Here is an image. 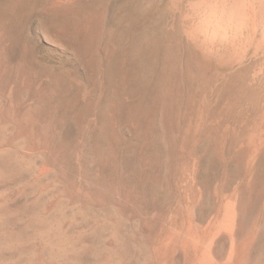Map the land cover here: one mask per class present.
Masks as SVG:
<instances>
[{
    "label": "rangeland",
    "instance_id": "rangeland-1",
    "mask_svg": "<svg viewBox=\"0 0 264 264\" xmlns=\"http://www.w3.org/2000/svg\"><path fill=\"white\" fill-rule=\"evenodd\" d=\"M254 1L0 0V264H264Z\"/></svg>",
    "mask_w": 264,
    "mask_h": 264
},
{
    "label": "bare ground",
    "instance_id": "bare-ground-1",
    "mask_svg": "<svg viewBox=\"0 0 264 264\" xmlns=\"http://www.w3.org/2000/svg\"><path fill=\"white\" fill-rule=\"evenodd\" d=\"M256 1V3H257V5H258V11H259V13H260V11H261V8H263V11H264V0H255ZM254 1V2H255ZM238 2V1H237ZM240 2V1H239ZM243 2V1H242ZM255 3V4H256ZM241 6V5H240ZM217 7V6H216ZM242 7V6H241ZM214 8H215V6H214ZM238 9V8H237ZM262 11V12H263ZM246 13V12H245ZM233 14V13H232ZM264 14V13H263ZM260 15V14H259ZM262 15V14H261ZM236 17V16H235ZM58 180V179H57ZM56 182V181H55ZM113 225V224H112ZM238 226V225H237ZM62 225H61V222L59 221V220H55V221H50V222H45V224H43V226L41 227V229H39V231H38V237H39V239H41V241L40 242H42V243H40V249H39V251H38V253H37V255L38 256H40L41 254H43V253H45L46 252V250H48V252H47V254L50 252L51 253V257L48 259L50 262H54V259H55V257H56V255H68L71 251H73V250H71V248H72V246H70L69 248H68V245H67V243L69 242V240H68V242H66L67 241V239H65V243H64V240H63V237H62V234H64V232L62 233ZM187 234L185 235V241H183V244L184 245H187V244H190L191 245V243H193L194 245H195V239L191 236V234H189L188 232H186ZM117 235V234H116ZM64 236V235H63ZM231 236V235H230ZM52 237L53 238H55V237H57V238H59V239H61L62 238V241H60V240H58L57 238H55V239H53V240H55L56 241V244H50V242H51V239H52ZM65 237V236H64ZM66 238V237H65ZM59 241H57V240ZM251 239H252V237H251ZM255 239V238H254ZM52 240V241H53ZM11 241V240H10ZM13 241V240H12ZM74 241V240H73ZM54 242V241H53ZM58 242V243H57ZM199 242V241H198ZM197 242V243H198ZM248 240H246V241H243L241 244H240V246L236 249V252H235V257H234V259L232 260V263L231 264H245L246 263V261H248L247 260V258H249L250 259V257L251 256H248V254H247V248H248ZM200 243V242H199ZM198 243V244H199ZM254 243V242H253ZM13 244V242L10 244V245H12ZM192 244V245H193ZM197 244V245H198ZM202 244V243H201ZM201 244H200V246H201ZM256 244V243H255ZM174 245V244H173ZM189 245V246H190ZM191 245V246H192ZM251 245V244H250ZM199 246V245H198ZM199 246V247H200ZM256 246V245H255ZM251 247V246H250ZM156 248V247H155ZM73 249V248H72ZM202 249V248H201ZM207 249V248H206ZM157 253H156V255L158 254V257H159V253L161 252V248H159V247H157ZM256 252H258V251H256ZM46 254V253H45ZM194 254V253H193ZM200 254V253H199ZM205 254V253H204ZM44 255V254H43ZM54 255V256H53ZM256 255V254H255ZM196 256V255H195ZM257 256V255H256ZM41 257V256H40ZM59 257V256H58ZM207 257V256H206ZM57 258V257H56ZM212 258V257H211ZM163 259V258H162ZM200 259H202V258H200ZM252 259V258H251ZM263 260H264V257L262 258ZM113 260V259H112ZM259 262H253V261H255L254 259L252 260V262L254 263V264H259L260 263V256H259ZM262 260V261H263ZM205 261V260H204ZM250 261V260H249ZM115 262V261H114ZM264 262V261H263ZM73 264H77V262L76 261H73ZM203 264V263H202ZM248 264H249V262H248Z\"/></svg>",
    "mask_w": 264,
    "mask_h": 264
}]
</instances>
